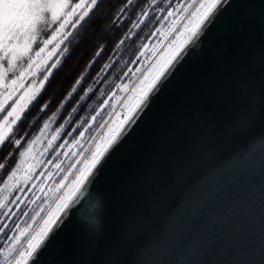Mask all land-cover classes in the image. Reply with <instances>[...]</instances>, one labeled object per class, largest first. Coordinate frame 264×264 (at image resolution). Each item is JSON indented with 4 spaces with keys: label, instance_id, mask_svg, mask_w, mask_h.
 Instances as JSON below:
<instances>
[{
    "label": "snow or ice",
    "instance_id": "1",
    "mask_svg": "<svg viewBox=\"0 0 264 264\" xmlns=\"http://www.w3.org/2000/svg\"><path fill=\"white\" fill-rule=\"evenodd\" d=\"M258 206L264 0H0V264H264Z\"/></svg>",
    "mask_w": 264,
    "mask_h": 264
},
{
    "label": "trees",
    "instance_id": "2",
    "mask_svg": "<svg viewBox=\"0 0 264 264\" xmlns=\"http://www.w3.org/2000/svg\"><path fill=\"white\" fill-rule=\"evenodd\" d=\"M152 30V26H151V24H150V26H149V28L148 29H145V34H147L149 31H151ZM140 42H138V44H139ZM78 54V53H77ZM75 56H76V54H74V56H73V58H71V59H69L68 61H67V63L65 64V67L61 70V74H62V71L64 72V70H66L67 71V69H68V62H70V61H72V60H74L75 61ZM127 58V57H126ZM60 74V73H59ZM58 74V75H59ZM58 75H57V77H58ZM58 81V80H57ZM91 82V81H90ZM58 84H60V81L59 82H57ZM57 83H56V80L55 81H53V84L51 85V86H49V88H48V92L47 93H45V101L44 102H48L51 98H52V96L57 92V91H55L54 90V87H55V85H56V87H57ZM105 88H106V86H105ZM98 96V95H97ZM97 99V97H94L93 98V100H91V101H89L88 102V105H90V107L88 106V105H86L85 106V110L84 111H81L80 112V115L82 116V117H85V118H87L91 113H93L92 112V109H94L96 106H95V103H96V100ZM59 105L57 104V105H53V107H52V109H50V110H48V115H51V111H54L55 110V108L56 107H58ZM33 111L35 112V109H33ZM63 111V110H62ZM35 119H41V123H42V120L43 119H47V116H43L41 113H39V112H36L35 113V116L33 117V120H35ZM57 125H54L53 127H56Z\"/></svg>",
    "mask_w": 264,
    "mask_h": 264
},
{
    "label": "water",
    "instance_id": "3",
    "mask_svg": "<svg viewBox=\"0 0 264 264\" xmlns=\"http://www.w3.org/2000/svg\"><path fill=\"white\" fill-rule=\"evenodd\" d=\"M253 167V172H254V179L256 181H259L260 180V169H259V164L258 163H254L252 165ZM264 212V207H259L258 206V209H257V212H256V226L259 227V224H260V221H261V213ZM217 235L214 239V243L217 245V246H220L222 243H223V238L226 237V235L228 234V231H229V228H228V225H223L221 226L219 229H216L215 230Z\"/></svg>",
    "mask_w": 264,
    "mask_h": 264
},
{
    "label": "rangeland",
    "instance_id": "4",
    "mask_svg": "<svg viewBox=\"0 0 264 264\" xmlns=\"http://www.w3.org/2000/svg\"><path fill=\"white\" fill-rule=\"evenodd\" d=\"M68 63H69L68 66H71V65H74V64H75V61L72 60V61H70V62H68ZM65 72H66V70H64V72L62 71V74H61V72H60V74H59L58 77L56 78V83L60 81V84H61V80H62L63 75H64ZM57 80H58V81H57ZM60 84L57 83V87H56V85H55V87H54V90H55V91L58 92V91L60 90ZM96 100H97V101H96V103H95V106L97 107V106H98V103L101 102V98H100L99 95L97 96V99H96ZM96 107H95V108H96ZM92 114H93V113H91L90 115H92ZM90 115H89V116H90ZM89 116H88V117H89Z\"/></svg>",
    "mask_w": 264,
    "mask_h": 264
}]
</instances>
